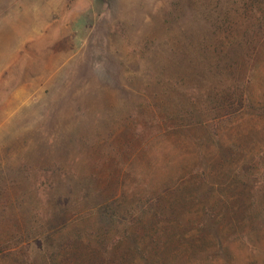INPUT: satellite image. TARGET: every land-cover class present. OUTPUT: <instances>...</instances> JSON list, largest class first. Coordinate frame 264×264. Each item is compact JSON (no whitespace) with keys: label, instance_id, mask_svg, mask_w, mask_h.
I'll use <instances>...</instances> for the list:
<instances>
[{"label":"rangeland","instance_id":"rangeland-1","mask_svg":"<svg viewBox=\"0 0 264 264\" xmlns=\"http://www.w3.org/2000/svg\"><path fill=\"white\" fill-rule=\"evenodd\" d=\"M0 264H264V0H0Z\"/></svg>","mask_w":264,"mask_h":264}]
</instances>
